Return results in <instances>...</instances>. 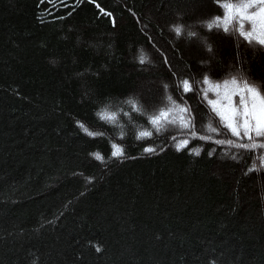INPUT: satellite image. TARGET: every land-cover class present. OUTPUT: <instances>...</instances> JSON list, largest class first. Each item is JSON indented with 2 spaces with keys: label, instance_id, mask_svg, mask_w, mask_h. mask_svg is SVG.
<instances>
[{
  "label": "trees",
  "instance_id": "16d2710c",
  "mask_svg": "<svg viewBox=\"0 0 264 264\" xmlns=\"http://www.w3.org/2000/svg\"><path fill=\"white\" fill-rule=\"evenodd\" d=\"M221 12L215 0H0V264H264L260 153L148 123L171 94L200 135L235 139L207 132L218 118L196 82L264 85V48L201 26Z\"/></svg>",
  "mask_w": 264,
  "mask_h": 264
},
{
  "label": "snow or ice",
  "instance_id": "6c2138e0",
  "mask_svg": "<svg viewBox=\"0 0 264 264\" xmlns=\"http://www.w3.org/2000/svg\"><path fill=\"white\" fill-rule=\"evenodd\" d=\"M222 9L220 15H215L201 22V26L211 32L213 29L222 31L225 34H235L242 38L248 45H258L264 48V0H215ZM103 11V9H102ZM111 15L110 13H106ZM172 31L176 37L187 36L189 40L198 37L195 31L185 32L183 25L173 26ZM207 50L212 51V46L207 45ZM141 64L149 62V57L141 52L138 57ZM167 62V61H166ZM206 88L200 89L203 99L211 108L212 113L218 118V125L214 126L212 122L207 123L208 133L216 135L221 134V129L226 130L223 134L232 138L215 139L213 135H200L196 131L195 117L192 109L186 102L181 103L171 94L166 95V105L160 108L156 113L148 117V123L157 133L166 131L168 125H175L181 129L188 130L192 139L202 141H211L216 145L227 146L228 149H242L250 153L259 152L256 157L260 161V166L264 167V85L250 81L245 76L230 75L222 81H213L205 75L202 81ZM169 85L165 84L167 91ZM177 87L183 93L193 92L194 86L190 79H182ZM209 93L214 94L215 98H209ZM134 111L142 112V106H138L133 99L127 101ZM101 118L108 121H115L116 114H109L103 110ZM83 128L84 125H81ZM88 132V129H84ZM88 135H102V133L88 132ZM152 131H140L138 139L150 138ZM172 139H176L175 136ZM247 141V142H243ZM189 139H182L176 144L178 151L188 147ZM114 151L111 153L114 157L125 155L122 147L113 145ZM202 149L193 148L191 151L195 155H200ZM145 152H155L154 147H147ZM212 153L210 152L209 155ZM97 160H103L104 157L99 153L94 154ZM236 159V156L232 157ZM258 170L255 166L249 171ZM99 250V249H98Z\"/></svg>",
  "mask_w": 264,
  "mask_h": 264
},
{
  "label": "rangeland",
  "instance_id": "374dc122",
  "mask_svg": "<svg viewBox=\"0 0 264 264\" xmlns=\"http://www.w3.org/2000/svg\"><path fill=\"white\" fill-rule=\"evenodd\" d=\"M202 42L205 44V43H208V40L204 39V41H202Z\"/></svg>",
  "mask_w": 264,
  "mask_h": 264
}]
</instances>
